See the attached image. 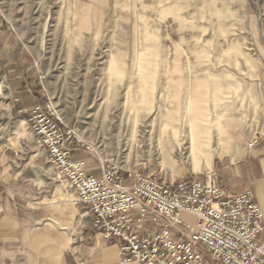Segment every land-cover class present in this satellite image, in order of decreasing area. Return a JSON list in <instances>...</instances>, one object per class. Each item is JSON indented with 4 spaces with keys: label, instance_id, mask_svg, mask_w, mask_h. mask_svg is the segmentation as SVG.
Returning <instances> with one entry per match:
<instances>
[{
    "label": "rangeland",
    "instance_id": "rangeland-1",
    "mask_svg": "<svg viewBox=\"0 0 264 264\" xmlns=\"http://www.w3.org/2000/svg\"><path fill=\"white\" fill-rule=\"evenodd\" d=\"M0 24L15 34L10 54L25 57L34 97L52 100L83 142L73 157L94 174L115 166L168 182L212 170L219 180L222 165L247 153L264 129V0H0ZM143 85L150 105L136 102ZM198 93L206 126L214 134L227 124L235 141L212 144L210 167L187 141L186 101ZM2 107L0 135L33 237L47 221L73 234L91 229L88 207L75 203L22 114Z\"/></svg>",
    "mask_w": 264,
    "mask_h": 264
},
{
    "label": "built area",
    "instance_id": "built-area-1",
    "mask_svg": "<svg viewBox=\"0 0 264 264\" xmlns=\"http://www.w3.org/2000/svg\"><path fill=\"white\" fill-rule=\"evenodd\" d=\"M24 120L52 164L88 207L90 227L120 241L123 260L142 264H264V216L251 188L231 192L208 171L166 181L155 173L102 167L82 156L83 142L51 99L24 107ZM256 139L250 143V148ZM186 218H183V215Z\"/></svg>",
    "mask_w": 264,
    "mask_h": 264
},
{
    "label": "crops",
    "instance_id": "crops-1",
    "mask_svg": "<svg viewBox=\"0 0 264 264\" xmlns=\"http://www.w3.org/2000/svg\"><path fill=\"white\" fill-rule=\"evenodd\" d=\"M15 43V34L0 24V70L3 72L0 82V109H4L2 106L5 104V107H12L20 114L18 110L21 107L29 110L40 99L34 97V92L26 82L22 70L26 64L25 57L19 55L15 59L10 54ZM143 88L145 89L144 85ZM142 93L147 95V89ZM136 102H139V98ZM149 102L147 95V105L151 104ZM21 114L24 121L26 114ZM168 114L172 112L168 111ZM14 133L17 135L16 130ZM4 137V134L0 135V264H37L34 251L28 247L31 241V247L45 256V264H140L123 260L119 249L120 241H106L102 235L94 233L92 228L73 234L72 231H63L66 228L58 227L55 222L47 221L33 237L32 217L26 214L25 205L21 204L22 196L14 191L18 186L14 183L12 156L6 151L9 145H6ZM18 139L23 137L18 136ZM245 153L244 149L237 160L229 157L237 162L229 161L222 165L218 183L231 192H240L245 187L251 188L264 216V129L256 137L254 146ZM258 241H264V234L259 235ZM21 249L24 251H20ZM25 251L28 254L26 261L21 259V255L26 257Z\"/></svg>",
    "mask_w": 264,
    "mask_h": 264
},
{
    "label": "bare ground",
    "instance_id": "bare-ground-1",
    "mask_svg": "<svg viewBox=\"0 0 264 264\" xmlns=\"http://www.w3.org/2000/svg\"><path fill=\"white\" fill-rule=\"evenodd\" d=\"M138 89H139V95H140L139 96V102H146L147 95L142 93V91H144L145 89L144 88H138ZM200 93H203V92H200ZM199 95L200 94L198 93L197 95H195L194 98H187V101H186V102H188L186 104V109L188 111V114L186 115L187 116V118H186V123H187L186 131H187V137H188L187 141H189V145H191V147H192V153L194 154L193 156H195V158H196V156L199 158L201 157V159H203V161H204V164H206V166L210 167L211 166V157L217 151L216 150L217 148H215V147L213 148L212 144H216L217 146L220 145V146H222V149H225V148L229 147V145L234 146L235 141L233 140V138L231 136L230 130H228L227 124H225L223 128H216V130H215L216 132L214 134L212 132V130H213L212 126L210 125L211 126L210 128H212V130H210V128L206 126L207 121L203 119L204 116L202 117V115H204L205 113H204V111H202L200 109V104L197 101ZM201 100H202V98H201ZM202 107H204V105ZM169 115L171 116L169 122H171L174 117H173V114H169ZM206 115H208V114H206ZM217 116H221V115H217ZM223 116L224 115H222L221 117L223 118ZM215 117H216V115H215ZM209 118H211V117H209ZM219 119H220V117H219ZM214 120L216 121V119H214ZM169 122L167 124H169ZM26 124H27V122H26ZM207 125H208V123H207ZM164 126H166V125H162V127L160 129V133H162V136L164 135L163 136L164 141L167 142V141H169V139H168L169 134L165 130L162 131ZM27 128H28V125H27ZM213 135L216 137H213ZM179 136H178L177 131H174V133H172V137H173L174 141L178 144L180 143Z\"/></svg>",
    "mask_w": 264,
    "mask_h": 264
}]
</instances>
